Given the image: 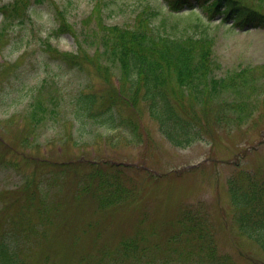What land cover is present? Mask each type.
Wrapping results in <instances>:
<instances>
[{
  "label": "rangeland",
  "instance_id": "rangeland-1",
  "mask_svg": "<svg viewBox=\"0 0 264 264\" xmlns=\"http://www.w3.org/2000/svg\"><path fill=\"white\" fill-rule=\"evenodd\" d=\"M14 1L0 0V239L17 241L30 264H42L46 257L52 264L119 263L121 244L131 239L135 264H210L207 247L195 237L201 227L194 223L188 236L179 222L183 209L192 207L205 218L202 232L216 254L231 264H264V251L239 231L227 182L238 169L264 173V100L249 120L212 126L185 147L166 140L143 104L136 114L123 109L137 123V140L122 124L109 129L92 118L80 120L73 104L78 92L105 97L119 72L104 71L103 63L97 70L86 59L70 66L53 51H76L80 32L95 29L99 14L105 23L131 25L141 5L138 0H22L26 9L19 15L13 14ZM243 1L264 10V0ZM157 2L154 25L171 34L183 30L182 22L167 14L164 0ZM3 7L11 17L4 16ZM60 9L72 31L56 32ZM218 21L217 15L212 22ZM235 29L215 30L221 74L264 63V27ZM85 48L90 56L94 45ZM259 87L262 99L264 81ZM39 98L45 108L36 121L30 112ZM100 104L99 99L95 109ZM76 158L128 165L130 198L127 192L120 202L102 207L93 193L81 191L87 182L78 176L90 167L60 177L45 166L47 159Z\"/></svg>",
  "mask_w": 264,
  "mask_h": 264
},
{
  "label": "trees",
  "instance_id": "trees-1",
  "mask_svg": "<svg viewBox=\"0 0 264 264\" xmlns=\"http://www.w3.org/2000/svg\"><path fill=\"white\" fill-rule=\"evenodd\" d=\"M157 1L138 0L141 6L132 14L131 25L105 23L103 15L99 14L95 29L80 32L81 40L76 51L54 49V54L70 66H80V60L86 59L97 70L103 63L104 71L111 72L115 67L119 72L117 85L107 89L106 99L104 95L99 97L94 92H78L73 103L74 115L80 120L92 118L109 129L122 124V128H128L137 140L140 138L137 123L125 115L123 109L126 107L136 114L143 104L156 121L158 131L177 147L200 140L204 134L210 133L212 126L229 128L249 120L264 100V96L259 99L257 95L259 84L264 81V63H250L221 74L222 67L214 57L215 30L218 26H223L226 33L234 32L235 26L264 27V10L243 0H164L168 6L167 14L184 25L183 30L171 34L160 31L152 22L161 8ZM21 2L14 1L13 14H24L26 6L23 8ZM3 9L6 11L4 16L11 17L9 11ZM184 9L186 13L182 12ZM217 15L220 21L213 23ZM65 16L61 9L56 12L55 17L59 21L56 32L72 31ZM227 19H231L233 24L228 25ZM90 43L94 49L90 56H86L85 45ZM101 58L104 62H101ZM99 99L101 104L97 110L95 106ZM33 106L30 117L38 121L45 106L40 98ZM45 166L48 172L60 177L66 176L67 170H76L79 166L90 167V170L78 176L82 182H87L81 191L93 193L102 207L120 202L127 192L130 196L131 187L127 184V190L125 186L131 180L129 175L126 176L125 168L128 165L123 167L104 159L83 162L81 158H76L69 161L47 159ZM145 171L149 178L155 177L150 171ZM261 172L258 169H238L228 177L227 182L239 231L264 251V173ZM193 210L187 207L180 214L182 230L188 236L189 233L192 235L197 223L201 231L195 237L203 247H207L204 249L207 251L205 261L210 264H231L227 258L215 253L210 240L202 232L203 216L199 210ZM17 229L18 232L24 230ZM18 232L13 231V239ZM14 242L0 239V264H30L29 256L22 255L21 245ZM202 244L199 242L200 249H203ZM135 248L134 240H124L119 263L111 264H135L132 254L136 253ZM126 259L131 263L125 262ZM42 264L52 263L46 257Z\"/></svg>",
  "mask_w": 264,
  "mask_h": 264
}]
</instances>
